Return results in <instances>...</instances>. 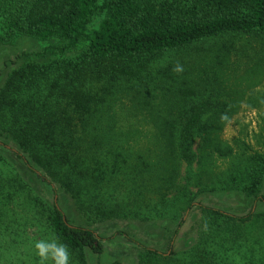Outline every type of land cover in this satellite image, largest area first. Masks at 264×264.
I'll return each instance as SVG.
<instances>
[{
	"label": "trees",
	"instance_id": "obj_1",
	"mask_svg": "<svg viewBox=\"0 0 264 264\" xmlns=\"http://www.w3.org/2000/svg\"><path fill=\"white\" fill-rule=\"evenodd\" d=\"M21 37L49 46L0 83V264H42V240L102 264L110 222L159 223L173 244L193 209V240L139 246L137 264H264V210L194 205L264 207V0H0V47ZM243 106L260 133L227 141Z\"/></svg>",
	"mask_w": 264,
	"mask_h": 264
},
{
	"label": "rangeland",
	"instance_id": "obj_2",
	"mask_svg": "<svg viewBox=\"0 0 264 264\" xmlns=\"http://www.w3.org/2000/svg\"><path fill=\"white\" fill-rule=\"evenodd\" d=\"M99 21L100 19H96L90 29L94 30ZM48 46L49 44L47 43H40L30 38L21 37L8 46L0 47V83L9 71L24 60L23 58L20 59L23 54L30 56L31 59H43L41 54ZM84 46L85 44H82L75 54L80 53L85 48ZM259 124L258 111L247 109L243 106L225 128L223 138L227 141H232L234 138H242L249 143L250 136L260 133ZM216 165L218 166L217 172L226 171L230 166V162L219 161ZM43 190L46 191L45 189ZM259 196H264V186ZM194 205L214 208L237 217L244 216L249 212L255 213L256 211L264 210V207L259 206L254 201V198L237 192L201 193L195 200ZM199 217V211L195 209L184 214L182 227L179 229V235L173 244L167 237L169 233L164 235L165 231L161 229L163 226L159 223L156 225H135L124 222H110L97 225L95 230L106 240L102 264H110L114 260L120 261L121 264H137L139 246H146L161 252L175 251L186 244V241H191L195 238V223ZM175 227L173 225L170 232ZM116 232H124L128 238L114 237L111 241L107 240ZM92 264H95V259L93 258Z\"/></svg>",
	"mask_w": 264,
	"mask_h": 264
},
{
	"label": "clouds",
	"instance_id": "obj_3",
	"mask_svg": "<svg viewBox=\"0 0 264 264\" xmlns=\"http://www.w3.org/2000/svg\"><path fill=\"white\" fill-rule=\"evenodd\" d=\"M183 69L179 66L176 67L175 71L180 72ZM37 255L43 261L51 258L53 264H69V255L67 248L64 245H58L56 242H45L40 241L35 244Z\"/></svg>",
	"mask_w": 264,
	"mask_h": 264
}]
</instances>
